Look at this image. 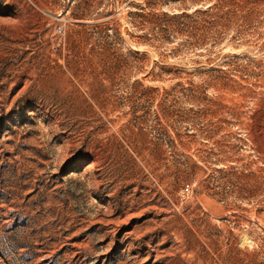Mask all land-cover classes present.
Instances as JSON below:
<instances>
[{
	"label": "rangeland",
	"instance_id": "374dc122",
	"mask_svg": "<svg viewBox=\"0 0 264 264\" xmlns=\"http://www.w3.org/2000/svg\"><path fill=\"white\" fill-rule=\"evenodd\" d=\"M0 264H264V0H0Z\"/></svg>",
	"mask_w": 264,
	"mask_h": 264
}]
</instances>
